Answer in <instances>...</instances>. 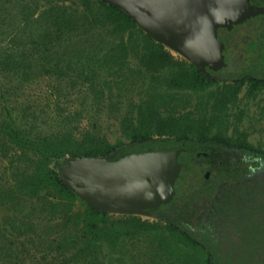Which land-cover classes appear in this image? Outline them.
Returning a JSON list of instances; mask_svg holds the SVG:
<instances>
[{"label": "trees", "instance_id": "trees-1", "mask_svg": "<svg viewBox=\"0 0 264 264\" xmlns=\"http://www.w3.org/2000/svg\"><path fill=\"white\" fill-rule=\"evenodd\" d=\"M236 32L239 45L231 39ZM225 39L232 64L227 59L224 72L232 68L233 81L211 93V116L179 113L172 104L179 91L203 92L220 82L177 58L122 8L103 0H0V161L11 170L0 178V207L13 210L4 232L24 234L32 245L60 255L64 262L54 264H104L93 261L105 245L161 231L173 241V252L192 250L195 264H232L221 262L212 241L167 209L166 222L158 220L162 227L138 215L110 221L113 214L81 200L51 167L60 157L116 159L216 139L212 128L237 98L238 86L248 81V96L264 86V14L235 26ZM42 80L48 81L43 105L26 94ZM138 85L136 95L123 94ZM69 97L77 100L75 108L62 105ZM108 117L126 140H109L103 128ZM78 201L83 208H76Z\"/></svg>", "mask_w": 264, "mask_h": 264}, {"label": "water", "instance_id": "water-1", "mask_svg": "<svg viewBox=\"0 0 264 264\" xmlns=\"http://www.w3.org/2000/svg\"><path fill=\"white\" fill-rule=\"evenodd\" d=\"M122 8L137 26L211 76L227 65L219 29L264 13L250 0H103ZM182 148L53 160L58 177L90 206L117 215L150 216L170 202ZM64 162V163H62Z\"/></svg>", "mask_w": 264, "mask_h": 264}, {"label": "flooded vegetation", "instance_id": "flooded-vegetation-1", "mask_svg": "<svg viewBox=\"0 0 264 264\" xmlns=\"http://www.w3.org/2000/svg\"><path fill=\"white\" fill-rule=\"evenodd\" d=\"M250 1L264 5V0ZM240 24L219 29L218 36L225 43L224 54L228 32ZM239 32L231 36L232 41L241 39ZM226 67L211 71V76L220 83L232 82V75L224 72ZM250 86L245 81L238 87L242 90ZM261 90L264 86L257 92ZM176 148L182 150L174 197L151 208L150 217L165 221L166 209L170 215H177L181 225L213 242L221 262L264 264V149L243 132L225 129L217 130L216 139L189 140L171 149Z\"/></svg>", "mask_w": 264, "mask_h": 264}, {"label": "rangeland", "instance_id": "rangeland-1", "mask_svg": "<svg viewBox=\"0 0 264 264\" xmlns=\"http://www.w3.org/2000/svg\"><path fill=\"white\" fill-rule=\"evenodd\" d=\"M8 36L6 35V40ZM233 41L240 43L241 39L236 37V40ZM171 52L177 58L184 59L178 53ZM225 55L230 64L232 60L227 51ZM233 64L236 65L237 63L234 62ZM225 73H232V68L227 69ZM221 86V83L220 85L216 84L203 92L192 90L179 91L176 100H173L172 104H177L175 108L176 112L179 113L191 112L192 115L211 116L213 112L211 93H215ZM47 88L48 81L42 80L39 83L33 84L31 89L27 90L26 94L28 98H37L40 100L46 96ZM128 90H130L129 86ZM140 90L141 87L138 85L133 91H123V94L132 93L136 95ZM76 101L74 97H69V99L61 98L62 105L67 108H75L77 106ZM40 104H45V100L42 99ZM220 115L221 120L215 123L211 133L222 129L240 131L246 134L253 144L264 149V90L248 96V90L243 88L238 92L234 102L229 103L227 107L222 109ZM83 116L81 120L83 123H86L87 118ZM103 128L112 143H116L119 140H126L120 130L119 123L111 117L103 121ZM136 148L143 150L145 147L138 146ZM7 165L6 161H0V178L10 175L11 170L7 169ZM189 173L187 172L188 176ZM76 208H83V204L78 201ZM22 213H25V211ZM119 216L113 214L110 221L118 219ZM12 217L13 210L0 207V264H54L64 262L60 255L46 252L41 246L32 245L31 240L24 234L21 237L14 238V235L10 234L11 232L7 230L4 232V221L6 219L10 220ZM141 217L144 221L159 224L161 227L164 226L162 225L163 223L153 217L146 215ZM170 240L169 236L162 231L157 234L154 232H139L133 237L127 236L123 238L118 246L111 247L105 245L102 253L99 255L101 260L95 259L93 262H104V264H195V261L193 262L191 259L195 256L192 250L183 247L179 252H173L169 248L171 247L169 245Z\"/></svg>", "mask_w": 264, "mask_h": 264}]
</instances>
